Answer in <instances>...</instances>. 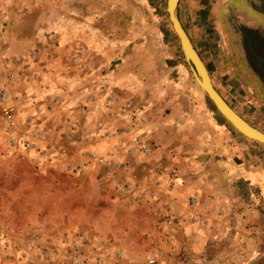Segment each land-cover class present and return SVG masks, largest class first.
<instances>
[{
    "label": "rangeland",
    "instance_id": "1",
    "mask_svg": "<svg viewBox=\"0 0 264 264\" xmlns=\"http://www.w3.org/2000/svg\"><path fill=\"white\" fill-rule=\"evenodd\" d=\"M189 4L182 0L177 14L215 87L264 131V84L243 56L248 41L223 40ZM198 80L167 0H0V264H194L176 227L167 240V195L200 153L242 169L222 187L235 190L234 209L258 211L264 231V144L239 132ZM3 93L13 121L3 115ZM163 117L185 122L157 134L151 127ZM242 163L262 170L260 180L250 182ZM217 196L207 204L219 203L226 222L230 205ZM233 253L215 239L200 263Z\"/></svg>",
    "mask_w": 264,
    "mask_h": 264
},
{
    "label": "crops",
    "instance_id": "2",
    "mask_svg": "<svg viewBox=\"0 0 264 264\" xmlns=\"http://www.w3.org/2000/svg\"><path fill=\"white\" fill-rule=\"evenodd\" d=\"M189 2L199 5L200 21L214 24L215 31L223 40L226 36L231 35L237 41L243 37L241 34L249 37L256 28L264 29V0H185V4L190 5ZM181 4L182 0H180L179 6ZM215 6L216 11H214ZM238 42L235 47L238 50H243ZM184 122V120H167L166 117H163L152 125L151 130H155V133L158 134L166 130L167 127L175 128V124H178L176 127L180 128ZM136 124L140 125V122ZM141 124L143 125L142 122ZM141 130L147 131L148 128L143 125ZM157 140L156 146L160 139ZM181 152L187 151L184 148ZM200 156V159L203 158L200 164L196 166L193 164L194 167H191L189 172L174 179L173 196L176 197L174 200L176 212L182 216L181 221L176 225V241L182 243L183 248L189 252L191 262H195L194 264H201L203 251L209 247V243L221 238L233 246L234 253L230 259L224 262L216 261V264H258L264 256V253L260 252L264 245V240L261 238L264 231L259 221L258 211L251 206H247L241 211L234 209L232 206L235 201V190L232 191L229 186L222 187L223 179H229L232 172L237 173L239 166H234L226 160H208L207 153H200ZM242 164L243 168L249 169L246 176L250 182L260 180L257 177L261 178L262 170H257L256 167L250 168L245 163ZM261 179L263 180L264 176ZM262 186L264 187V184ZM193 193H199L200 201L205 204L212 202L213 194H221L222 200H227L226 204L230 205V211L228 210L226 215V217L228 216L227 221L220 219L219 203L216 201L212 204V210L205 212L207 223L192 224L191 210L186 209V205L189 196ZM162 264H165V261Z\"/></svg>",
    "mask_w": 264,
    "mask_h": 264
},
{
    "label": "water",
    "instance_id": "3",
    "mask_svg": "<svg viewBox=\"0 0 264 264\" xmlns=\"http://www.w3.org/2000/svg\"><path fill=\"white\" fill-rule=\"evenodd\" d=\"M180 0H167V11L172 26L179 38L184 55L190 63L201 87L215 104L220 113L243 135L264 144V131L253 126L241 116L215 87L209 69L193 44L177 14Z\"/></svg>",
    "mask_w": 264,
    "mask_h": 264
},
{
    "label": "built area",
    "instance_id": "4",
    "mask_svg": "<svg viewBox=\"0 0 264 264\" xmlns=\"http://www.w3.org/2000/svg\"><path fill=\"white\" fill-rule=\"evenodd\" d=\"M7 97L8 95L6 93H3L1 95V99L2 101L5 103L2 107V111H3V115L6 118V120L8 121H13L14 119V115H15V107H13L12 105H9L7 103ZM110 107L112 106V103H110ZM126 113V110H125ZM124 113V114H125ZM114 114V113H112ZM148 119L144 118L143 122L147 123ZM134 129V123L133 121H131L130 123L126 124L124 126V128L121 131V134H124L126 132L132 131ZM137 141L140 144L142 150L145 153H149L151 150V146L149 143L144 142L143 141V137L141 135L137 136ZM102 162H104V159H101ZM165 174V171H162L160 175ZM153 178L150 177L148 178V181H152ZM157 184H160L161 181L157 180L156 181ZM116 187L118 188H125L127 190H131L135 187V183L129 182V183H121V182H116ZM146 193V192H145ZM152 193L154 194V192L152 191ZM147 194V193H146ZM173 189L171 188V191H169L167 197H168V201L171 202V206L173 204L174 209L176 208L175 205V199L176 197L173 196ZM213 201H217L218 200V196L217 195H213L211 198ZM173 207H167V220H166V224H167V229H166V237L167 240H172V238L174 237V233H175V227H176V222H177V216L174 214V209ZM186 208L190 209L192 212V220L195 222H202V223H207V220L205 218V212L209 209V205L205 204L203 205L200 201V195L198 193H193L189 196L188 201H187V205ZM157 259L156 258H151L149 260V262L151 264L156 263Z\"/></svg>",
    "mask_w": 264,
    "mask_h": 264
},
{
    "label": "flooded vegetation",
    "instance_id": "5",
    "mask_svg": "<svg viewBox=\"0 0 264 264\" xmlns=\"http://www.w3.org/2000/svg\"><path fill=\"white\" fill-rule=\"evenodd\" d=\"M241 35L248 41V52L243 53V56L245 58L246 56L250 57L255 75L264 84V29L256 28L249 37H245L244 34Z\"/></svg>",
    "mask_w": 264,
    "mask_h": 264
}]
</instances>
